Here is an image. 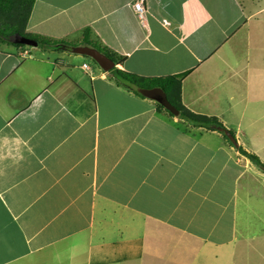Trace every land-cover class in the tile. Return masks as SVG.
I'll return each mask as SVG.
<instances>
[{"label":"crops","instance_id":"crops-1","mask_svg":"<svg viewBox=\"0 0 264 264\" xmlns=\"http://www.w3.org/2000/svg\"><path fill=\"white\" fill-rule=\"evenodd\" d=\"M135 1L33 0L25 33L89 28L121 71L183 75V106L226 132L69 48L0 45V264H264V172L239 151L264 164V0Z\"/></svg>","mask_w":264,"mask_h":264},{"label":"trees","instance_id":"trees-1","mask_svg":"<svg viewBox=\"0 0 264 264\" xmlns=\"http://www.w3.org/2000/svg\"><path fill=\"white\" fill-rule=\"evenodd\" d=\"M33 7V0H0V45L23 46L14 43V39L25 38L37 43L44 49L66 50L70 46H86L93 48L105 55L115 67L106 72L117 85L133 91L142 98H151L158 101L160 109L165 110L168 115L176 116L196 127L209 131L226 132L221 122L215 117L195 115L187 110L181 102V80L179 77L167 78H143L121 71L117 66L122 65L124 58L117 56L100 44L89 38V28L84 29L80 41L70 42L66 40H52L45 37L29 36L25 33V27ZM232 137L234 134L227 131ZM240 153L250 162L264 172V165L253 154H249L239 147Z\"/></svg>","mask_w":264,"mask_h":264},{"label":"water","instance_id":"water-1","mask_svg":"<svg viewBox=\"0 0 264 264\" xmlns=\"http://www.w3.org/2000/svg\"><path fill=\"white\" fill-rule=\"evenodd\" d=\"M14 43H18L20 45L29 46V47H36L37 43L31 40L21 38V39H14ZM68 51L72 54L88 57L91 59L103 72H108L109 70L115 67L114 62H112L109 58L105 55L101 54L97 50L86 47V46H74L70 47ZM227 137L230 141L235 145V140L230 135L227 134Z\"/></svg>","mask_w":264,"mask_h":264},{"label":"rangeland","instance_id":"rangeland-1","mask_svg":"<svg viewBox=\"0 0 264 264\" xmlns=\"http://www.w3.org/2000/svg\"><path fill=\"white\" fill-rule=\"evenodd\" d=\"M242 1V3H244V7L245 8H248V5L246 4L247 2L245 1V0H241ZM30 48V47H29ZM66 56H68V54H66ZM72 57H74V54H73V56ZM83 59V60H82ZM85 62V63H87L89 66H90V68L91 69H99L98 68V66L91 60V59H89L88 57H86V58H80L79 59V62ZM183 105V104H182ZM250 116V115H249ZM232 118V116L230 117V119ZM229 120V119H228ZM232 123H233V121H232ZM224 127V126H223ZM230 129H234V127H230ZM227 134L228 133H226V141L229 143V141H230V139L227 137ZM228 135H230V134H228ZM231 136V135H230ZM232 137V136H231ZM232 138H234V137H232ZM235 140V139H234ZM264 165V164H263ZM258 168V167H257ZM260 170V169H259Z\"/></svg>","mask_w":264,"mask_h":264},{"label":"built area","instance_id":"built-area-1","mask_svg":"<svg viewBox=\"0 0 264 264\" xmlns=\"http://www.w3.org/2000/svg\"><path fill=\"white\" fill-rule=\"evenodd\" d=\"M145 1L146 0H136L135 1L134 5H133V8L136 11V13L142 14L144 12V3H145ZM82 68L86 69L87 65H83Z\"/></svg>","mask_w":264,"mask_h":264}]
</instances>
